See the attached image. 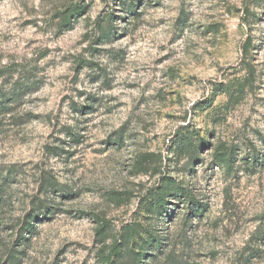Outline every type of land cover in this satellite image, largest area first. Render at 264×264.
Masks as SVG:
<instances>
[{
    "label": "rangeland",
    "instance_id": "rangeland-1",
    "mask_svg": "<svg viewBox=\"0 0 264 264\" xmlns=\"http://www.w3.org/2000/svg\"><path fill=\"white\" fill-rule=\"evenodd\" d=\"M0 201V264H264V0H0Z\"/></svg>",
    "mask_w": 264,
    "mask_h": 264
},
{
    "label": "trees",
    "instance_id": "trees-1",
    "mask_svg": "<svg viewBox=\"0 0 264 264\" xmlns=\"http://www.w3.org/2000/svg\"><path fill=\"white\" fill-rule=\"evenodd\" d=\"M246 54H247V52H246ZM228 92V89H226L225 91H223L222 93L223 94H225V93H227ZM222 158H224L225 160H227V161H229V156L227 157V155H224ZM221 161H224V160H221ZM166 187V190H168V189H170V188H172V195L173 196H175V197H180V198H182L184 201H186L187 203H191V204H193V203H195V202H193V197H192V195L189 193V191H188V189H187V187H183V186H180V185H178V184H175V187L173 186V185H171L170 183H163V187ZM165 187H164V190H165ZM165 201V196L164 195H159V197H158V199H157V201H156V203L158 204V205H162V203ZM0 204H1V201H0ZM197 207V209L195 208V213L196 212H199V213H202V212H200V208L201 207H199V209H198V206H196ZM30 228V227H29ZM28 227L27 228H25L24 230H26V231H28V230H31V229H33V227L31 226V228L29 229ZM119 252V248H117L115 251H114V254H116V253H118ZM131 253V252H130ZM140 257V256H139ZM141 259V258H140ZM106 263L107 264H114L112 261H110V260H107L106 261Z\"/></svg>",
    "mask_w": 264,
    "mask_h": 264
}]
</instances>
